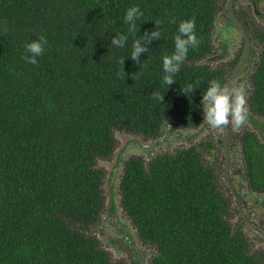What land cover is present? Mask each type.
I'll list each match as a JSON object with an SVG mask.
<instances>
[{"label":"trees","instance_id":"16d2710c","mask_svg":"<svg viewBox=\"0 0 264 264\" xmlns=\"http://www.w3.org/2000/svg\"><path fill=\"white\" fill-rule=\"evenodd\" d=\"M133 4L144 11L138 36L162 21L159 40L141 41L148 50L139 64L128 55L131 39L111 47ZM218 10L217 0H0V264H127L112 262L89 233L108 197L98 161L114 156L117 131L157 139L165 119L182 130L203 119L201 93L212 79L226 85L231 70L202 64L215 49ZM193 17L201 42L167 90L162 56L173 51L179 22ZM40 34L48 46L29 64L24 45ZM256 36L263 49L248 102L264 117V30ZM197 80L193 105L180 86ZM155 90H167L164 110ZM238 140L250 186L264 189V142L251 130ZM209 147L200 142L149 163L142 156L126 162L121 206L141 241L156 247L150 264H262L228 219L233 200Z\"/></svg>","mask_w":264,"mask_h":264},{"label":"rangeland","instance_id":"374dc122","mask_svg":"<svg viewBox=\"0 0 264 264\" xmlns=\"http://www.w3.org/2000/svg\"><path fill=\"white\" fill-rule=\"evenodd\" d=\"M220 3L222 0H219ZM261 7V11H262ZM220 17V15H219ZM216 37H221L224 42H215L214 54L205 59L202 64L217 66L225 63L224 60L229 61L234 58L240 45V34L235 29H224L215 22L214 40ZM225 46V47H224ZM224 47V50H223ZM223 55V56H222ZM222 56V57H221ZM218 65V66H219ZM255 66L248 63L235 81L234 87L241 85L245 89L248 117L246 122L240 127H233L228 125V146L231 153V168L232 180L236 188L247 187L245 164L241 150V143L238 136L246 130H251L257 133L262 142H264V117L252 112L249 106V96L252 87L250 86L249 76L251 75ZM171 125V123H169ZM223 132L224 127L213 128L202 120L195 124L194 127L187 130L176 129L172 125L168 126L162 137L157 139L145 140L144 143L149 144L150 147L145 148L137 141H132L127 144L121 151L119 156L117 151L123 146L124 139L129 135L124 131H117L116 137L119 141L118 149L116 150L112 159L99 160L98 168H103L106 171L104 181V189L107 191L108 186L111 191L110 196L107 197L106 206L101 215L100 222L91 228L89 233L95 235L101 243V246L110 254L112 262H125L127 264H150L152 258L157 254L155 246L144 244L133 225L131 219L128 217L123 207L121 206L120 182L123 175V170L126 162L131 156H142L146 163H149L152 158L160 153L168 152L174 153L177 149L197 145L200 142H207L212 145L209 147L208 159H210L216 166L220 183L225 187L223 171L226 165L225 150L223 146ZM137 136V135H136ZM230 143V144H229ZM116 164L110 170L109 166L115 161ZM239 190V189H238ZM260 198V201L258 200ZM264 194L251 195L245 200L255 213L256 221L264 220ZM250 237L255 239L254 245L258 242L263 245V248L257 249L263 251L264 257V241L251 233ZM121 241L126 242L127 247L132 251L131 257L128 256L123 249Z\"/></svg>","mask_w":264,"mask_h":264},{"label":"clouds","instance_id":"9594fccd","mask_svg":"<svg viewBox=\"0 0 264 264\" xmlns=\"http://www.w3.org/2000/svg\"><path fill=\"white\" fill-rule=\"evenodd\" d=\"M143 16L144 11L139 4L128 6L122 18L123 23L127 25V30H113L118 34L111 38V47L114 48H125L131 39V51L128 55L137 64L140 63L141 54L148 50V44H142L141 41L159 40L163 36L160 28L162 21L159 19L154 20L155 26L151 31L145 30L142 35L138 36L140 25L138 27L137 21ZM170 22L176 23L175 20ZM173 41V51L170 54H164L162 56L163 76L161 78V84L167 86V90L177 82V75L181 72L190 50L196 49L201 42L196 31L194 17L179 22L177 31L173 36ZM47 46V36L43 34L38 35L37 38L25 43L23 59L29 64H38L39 58L44 55ZM117 62L123 66L124 56L120 57ZM140 75H142L141 71L135 74L133 78L137 79ZM197 89H200V82L198 80L196 82H187L183 86H180V93L187 95L189 103L194 105L191 94H194ZM166 92L155 90L151 94L157 106L159 105L162 110L166 107L162 103ZM199 107L203 116L202 122L207 123L213 128H221L228 125L240 127L246 122L248 117L244 87L241 85L240 87L230 89L222 84L219 79H212L208 82L206 89L201 93ZM164 123L171 126L166 119Z\"/></svg>","mask_w":264,"mask_h":264},{"label":"flooded vegetation","instance_id":"af4514ba","mask_svg":"<svg viewBox=\"0 0 264 264\" xmlns=\"http://www.w3.org/2000/svg\"><path fill=\"white\" fill-rule=\"evenodd\" d=\"M217 1H218V5H219V10H218V14H217V18H218L217 19V24L219 26H221L222 28H224V29H235L240 34V39H239L240 45H239L238 51L235 53L234 58L229 60V61L224 60L225 63L221 64V65H226L228 68L231 69L230 70V76H229V79H228V82H229L232 74L234 73V71L236 70L238 64L242 60V57L244 55V51L246 49V41H245L244 35L240 32V30L238 29L237 25L231 19L229 7H228L229 0H222L221 3H220L219 0H217ZM232 6H233V11H234L237 19L241 22L242 26L246 30V33H247V35H248V37L250 39V49H249L248 58L246 59L245 64L243 65L242 69L240 70V72L238 73L237 77L235 78V81L238 78V76L240 75V73L243 70V68L248 63H251V64H253L255 66V68L253 69L251 75L249 76V81H248L250 83V86L252 87L251 76L254 73V71H255V69H256L259 61H260L261 54H262V49H263V44L259 41V39L256 36V34L258 33V31L260 29L264 30V0H232ZM261 7L263 9L262 11H261ZM219 15H220V17H219ZM220 38L221 37H216L215 40H214V35H213V45L214 46H215V42L216 41H220V43L224 42ZM224 47H223V50H224ZM214 51H215V49H214ZM213 54H214V52H213ZM235 81H234V84H235ZM233 87H234V85H233ZM251 93H252V89H251ZM251 93H250V95H251ZM228 135H229V128H228ZM223 136H224V132H223ZM222 140H223V137H222ZM223 146H224V140H223ZM224 150H225V146H224ZM241 150H242V146H241ZM229 151H230V148H229ZM242 155H243V151H242ZM225 158H226V156H225ZM230 158H231V153H230ZM243 159H244V157H243ZM244 164H245V162H244ZM225 167H226V165H225ZM224 171H225V168H224ZM224 171H223V176H224ZM245 172H246V176L245 177L247 179L246 180V182H247L246 186L247 187L243 186L242 188H238L239 190L236 188V186H235V184H234V182L232 180V174H231V181H232L233 187H234L238 197L241 200L240 203H241V206H242V209L244 211L245 216L242 214L240 208L235 203V198H234V194L232 192L231 187L224 180L225 183H226V186L224 187V191L233 200L231 216L228 219L231 222V224H232L234 229H241L244 232L245 236L248 239L249 246H250L249 247V253L251 255L252 254L259 255V257L262 258V264H264V257L262 255L263 251L257 250V249L263 248V245L261 243L257 242L255 244V246L253 247L255 239H252L250 237V234L253 233L258 238H261L264 241V220L261 219L259 221H256V219H255L256 217H255L254 211L249 206V203L245 200L247 197H250L251 195H255V194H259V195L262 194L263 195L264 194V189H261V190L253 189L250 186L249 180L247 178L246 167H245ZM106 192L108 193V189H107ZM258 200L260 201V198ZM262 201L264 202V199ZM107 209H108V207L106 206V210ZM246 219L249 221V223L252 225V227L249 226V224L246 222ZM253 228H255L256 230H254ZM121 243H122L123 249L126 251L128 256L131 257L132 251L127 247L126 242L121 241Z\"/></svg>","mask_w":264,"mask_h":264},{"label":"water","instance_id":"95a60500","mask_svg":"<svg viewBox=\"0 0 264 264\" xmlns=\"http://www.w3.org/2000/svg\"><path fill=\"white\" fill-rule=\"evenodd\" d=\"M228 7H229V11H230V15H231V19L232 21L237 25L238 29L240 30V32L244 35L245 37V41H246V49L244 51V55L242 57V60L240 61V63L238 64L236 70L234 71V73L232 74L229 82L227 83V87H229L230 89L233 87L234 85V81H235V78L237 77L238 73L240 72V70L242 69L243 65L245 64L246 62V59L248 58V55H249V49H250V39L246 33V30L244 29V27L242 26L241 22L237 19L234 11H233V6H232V0H229V4H228ZM223 140H224V146H225V156H226V167H225V171H224V180L229 184V186L231 187L232 189V192L234 194V198H235V203L236 205L240 208L242 214L245 216L244 214V211L242 209V206H241V200L240 198L238 197L234 187H233V184H232V181H231V173H230V168H231V158H230V151H229V146H228V126H224V136H223ZM132 141H137L138 143L141 144V146L145 147V148H148L150 147L149 144H146L144 143V141L142 140V137L140 136H136V135H133V134H129L125 139H124V144L123 146L117 151V155L119 156V154L121 153V151L123 150V148H125L127 146V144L129 142H132ZM116 161L115 160L110 166V170L113 169V166L116 164ZM124 169H125V166H124ZM123 174H124V170H123ZM123 176V175H122ZM122 181V179H121ZM121 183V182H120ZM108 195L110 196L111 198V191H110V188L108 186ZM246 222L249 224V226L252 227V225L249 223V221L246 219ZM254 230H256L255 228H253ZM260 234V233H259Z\"/></svg>","mask_w":264,"mask_h":264}]
</instances>
